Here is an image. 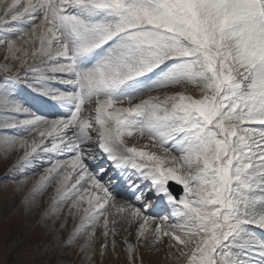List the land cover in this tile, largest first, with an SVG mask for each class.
<instances>
[{
	"label": "snow or ice",
	"instance_id": "snow-or-ice-1",
	"mask_svg": "<svg viewBox=\"0 0 264 264\" xmlns=\"http://www.w3.org/2000/svg\"><path fill=\"white\" fill-rule=\"evenodd\" d=\"M0 25L15 62L0 66V153H22L9 183L42 169L23 203L54 185L55 214L78 221L20 264L91 260L98 228L103 256L122 220L128 264L165 238L180 264H264V0H0ZM104 157L107 182L89 163ZM121 180L135 204L116 202Z\"/></svg>",
	"mask_w": 264,
	"mask_h": 264
},
{
	"label": "rangeland",
	"instance_id": "rangeland-1",
	"mask_svg": "<svg viewBox=\"0 0 264 264\" xmlns=\"http://www.w3.org/2000/svg\"><path fill=\"white\" fill-rule=\"evenodd\" d=\"M20 26L27 27V23ZM0 27V29L3 28L2 25H0ZM24 38L27 39V37ZM16 41L17 44L19 43L18 45L23 44L22 40ZM0 51V66L5 63L15 65V62L11 60L5 62L4 56L7 51L5 46H0ZM15 71H22V69L14 67V72ZM14 72L9 73V75L14 74ZM3 77L4 73L0 72V80H2ZM21 96L31 97L34 96V94L25 89L24 92L21 93ZM40 103V98H37L33 101V106L38 108ZM40 112L41 114L47 116L53 115L51 109H40ZM31 138L32 137H28L29 140H31ZM145 142L146 141L144 140L137 142L134 139H128V143L130 145L137 143V146H139ZM18 155L21 154L19 153ZM18 155H14V153H12L5 158L3 154L0 153V189H3L5 185L7 186L6 191L0 190V264H20L23 258L19 255V251L25 244L31 245L32 248L35 249H42L47 247L49 242L53 241L57 234L59 235V240L62 243L67 238L74 225L78 222L73 220L71 216H68L67 205L57 206L59 208V214H55V210L53 208L54 195L50 193L51 186L45 189L42 193L38 194L36 198H33L29 205H25L23 203L24 198L29 195V192L26 191L29 188H32V180L35 177L27 180L26 184L22 186V191L13 192V189L16 186L9 183V181L13 178H17L19 173L9 171V169L14 164L18 163ZM36 163L39 164L40 162L36 161ZM89 163L93 171H98L101 166L107 170L106 173H101L102 179L105 182H107L109 176L115 172V169L111 167V163L106 157L98 159L95 163L91 161ZM33 173H38V175L42 174V169L38 168ZM120 192L121 193L118 194V199L116 201L118 204H124L126 201H130L133 204L136 203L128 189L124 188ZM7 194H11L10 201L7 199ZM156 212H159L160 214H167L163 206L155 209L154 214ZM45 213L48 214L47 217H45ZM65 220L67 223L64 229L58 232L61 223ZM117 231L118 234L115 237V250L112 248L113 238L109 236L107 240L108 247L103 256L100 254V244L104 242V238L99 234L100 229L98 228L97 240L94 245L95 254L92 255L91 260H87L80 255L77 248L65 249V253L61 259L67 261L68 264H128L123 241L127 239L129 243L133 245L136 244V226L133 225L129 227L127 221L122 220L120 224L117 225ZM79 243H83V241L81 240ZM140 251L141 254L144 255L145 264H180L174 255L175 249H169L167 238H165L162 244H159L156 248L152 249L150 253L144 248ZM25 255L27 256L28 253Z\"/></svg>",
	"mask_w": 264,
	"mask_h": 264
},
{
	"label": "bare ground",
	"instance_id": "bare-ground-1",
	"mask_svg": "<svg viewBox=\"0 0 264 264\" xmlns=\"http://www.w3.org/2000/svg\"><path fill=\"white\" fill-rule=\"evenodd\" d=\"M1 28V27H0ZM17 42V41H16ZM21 43V42H20ZM19 44V43H18ZM17 44V45H18ZM21 45V44H20ZM29 51H30V46H29ZM1 52V51H0ZM6 62V61H5ZM4 62V63H5ZM12 65V64H11ZM34 135V134H33ZM32 139V138H31ZM15 154H19V153H14V155ZM20 154H22V153H20ZM19 156V155H18ZM13 158V157H12ZM110 162V161H109ZM14 163V162H13ZM17 164V163H16ZM37 164V163H36ZM38 165V164H37ZM38 169V168H37ZM31 172V173H30ZM28 175H29V179H31L32 177H35L33 180H32V188H33V186H34V184H35V181L38 179V177H39V175H41V174H39L38 175V173L37 174H35V173H33V171H29L28 170ZM31 175H33V176H31ZM119 187V188H118ZM32 188H29L28 190H31ZM120 190V191H122L124 188H126L127 189V187H126V185H124L123 184V181H121L120 182V184L119 185H116L115 186V190H116V192L119 194V193H121L118 189ZM26 191V192H29L30 193V191ZM51 191H50V193L52 194V195H54V185L53 186H51V189H50ZM21 191H22V188H21ZM37 197V195L34 197V198H36ZM29 209V208H28Z\"/></svg>",
	"mask_w": 264,
	"mask_h": 264
},
{
	"label": "water",
	"instance_id": "water-1",
	"mask_svg": "<svg viewBox=\"0 0 264 264\" xmlns=\"http://www.w3.org/2000/svg\"><path fill=\"white\" fill-rule=\"evenodd\" d=\"M179 193V191L177 192V194Z\"/></svg>",
	"mask_w": 264,
	"mask_h": 264
}]
</instances>
